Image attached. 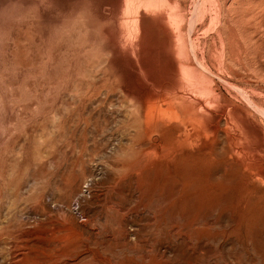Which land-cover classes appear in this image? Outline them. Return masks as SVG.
Returning a JSON list of instances; mask_svg holds the SVG:
<instances>
[{"label": "rangeland", "instance_id": "374dc122", "mask_svg": "<svg viewBox=\"0 0 264 264\" xmlns=\"http://www.w3.org/2000/svg\"><path fill=\"white\" fill-rule=\"evenodd\" d=\"M8 8L0 264H264V0Z\"/></svg>", "mask_w": 264, "mask_h": 264}, {"label": "bare ground", "instance_id": "6f19581e", "mask_svg": "<svg viewBox=\"0 0 264 264\" xmlns=\"http://www.w3.org/2000/svg\"><path fill=\"white\" fill-rule=\"evenodd\" d=\"M138 25H139V22H138ZM141 25V24H140ZM139 25V26H140ZM145 26V25H144ZM138 28H140V27H138ZM142 28V27H141ZM140 30H143V28L142 29H140ZM145 30V29H144ZM147 30V29H146ZM138 31H139V29H138ZM140 32V31H139ZM138 32V33H139ZM141 33V32H140ZM143 33V32H142ZM139 37V36H138ZM146 38H147V36H146ZM138 39H140V38H138ZM142 39H144V38H142ZM141 41V40H140ZM145 41V40H144ZM141 42H143V41H141ZM140 44H142V43H140ZM179 93V92H178ZM177 94V93H176ZM183 95V94H182ZM157 96V95H156ZM173 96H175V94L173 95ZM184 96V95H183ZM176 98V97H175ZM185 98L186 97H181V96H179V97H177V99H174L175 100V107L177 108V112L179 113V115L183 118V120L184 121H191V125L192 126H195V125H193L192 123H193V121L196 123V121L197 120H199V118L200 117H197L196 115H198V113L197 114H195L194 112L195 111H193L194 109V107H196V108H198L197 106H194L193 105V107L191 106L192 104L190 103L189 104V102H186L185 101ZM160 100V99H159ZM187 100V99H186ZM171 101L173 102V100L171 99ZM188 101V100H187ZM191 102V101H190ZM161 103V102H160ZM159 103V104H160ZM196 103H198V102H196ZM200 103H202V102H200ZM172 104V103H171ZM194 104V103H193ZM158 105V104H157ZM162 105V104H161ZM161 105H159V107H160V109L162 108L161 107ZM197 105V104H196ZM147 106H149L148 104H147ZM151 106H153V105H151ZM163 106V105H162ZM206 107V106H205ZM146 108H149V107H146ZM151 108H154V106L153 107H151ZM207 108V107H206ZM164 109V108H163ZM199 109V108H198ZM147 110V109H146ZM157 110V109H156ZM176 110V109H175ZM174 110V112L175 113H177L176 111ZM196 110V109H195ZM205 110H207V109H205ZM205 110H202V111H205ZM150 111V110H149ZM155 111V110H154ZM160 111V110H159ZM164 111H166V110H164ZM197 111V110H196ZM200 112V109H199V112L200 113H202V115H203V113L204 112ZM156 112V111H155ZM161 112V111H160ZM162 112H163V110H162ZM198 112V111H197ZM175 113H174V115H175ZM210 113V112H209ZM209 113H207V111L204 113V115L205 114H207L206 115V117H209L210 116V114ZM165 115V114H164ZM158 116H161V114L160 115H158ZM163 116V115H162ZM199 116V115H198ZM146 117V116H145ZM167 117H169L168 115H167ZM173 117V116H172ZM172 117H171V119H172ZM176 117V116H175ZM174 117V118H175ZM203 117H205V116H203ZM203 117H201L200 119H202ZM161 118V117H160ZM177 118V117H176ZM210 118V117H209ZM145 119V118H144ZM147 119H149V118H146L145 120H147ZM151 119H153V118H151ZM169 119V118H168ZM178 119V118H177ZM205 119V118H204ZM170 120V119H169ZM209 120V119H208ZM149 121V120H148ZM152 121V120H151ZM154 121H156V120H154ZM171 121V120H170ZM188 121V122H189ZM206 121V120H205ZM145 122V121H144ZM180 122V121H179ZM178 122V123H179ZM198 123V125L199 126H197V127H200L201 125H200V123L199 122H201V121H197ZM204 122V121H203ZM210 122V121H209ZM154 123V122H153ZM190 123V122H189ZM211 123V122H210ZM144 124H146L147 125V121H146V123H144ZM155 124V123H154ZM201 124H202V122H201ZM181 125V124H180ZM183 125V124H182ZM181 125V126H182ZM188 125V124H187ZM186 125V126H187ZM191 125H189V126H191ZM153 126V125H152ZM205 126V125H204ZM204 126H202L203 128H205ZM154 127V126H153ZM169 127V126H168ZM179 127V126H178ZM201 127V128H202ZM159 128V127H158ZM172 128V127H171ZM202 128V129H203ZM155 129L157 130V127L155 126ZM169 129V128H168ZM181 129V128H180ZM194 129V128H193ZM199 129V128H198ZM192 130V129H191ZM196 130V129H195ZM194 130V131H195ZM210 130V129H209ZM158 131V130H157ZM183 131H185V130H183ZM188 131H189V129H188ZM194 131H191V132H194ZM207 131H208V129H207ZM178 132H179V130H178ZM181 132V131H180ZM205 132V131H204ZM209 132H211V131H209ZM158 133V132H157ZM184 134L186 133V132H183ZM152 133L150 132V135H151ZM194 134H195V132H194ZM202 134V133H201ZM205 134H208L207 132L205 133ZM202 135H204V134H202ZM209 137V135H206V137ZM186 137H188V136H186ZM196 137V136H195ZM203 137V136H202ZM150 138V137H149ZM152 138H153V140H158V135H156V134H154L153 136H152ZM179 138V137H178ZM180 139V138H179ZM190 139V138H189ZM192 139H193V137H192ZM207 139V138H206ZM196 140V139H195ZM208 140V139H207ZM209 140H213V139H209ZM152 141V140H151ZM162 141V140H161ZM191 141V140H190ZM194 141V140H193ZM192 141V142H193ZM167 142V141H166ZM176 142V141H175ZM178 142V141H177ZM181 142V141H180ZM182 142H183V140H182ZM185 142V141H184ZM195 142V141H194ZM187 143H188V141H187ZM180 144V143H179ZM182 144V143H181ZM184 144V143H183ZM177 146V145H176ZM210 146V145H209ZM209 146H207V147H209ZM204 148V147H203ZM189 149V148H188ZM200 149H202V148H200ZM162 151V150H161ZM142 155H144V154H142ZM138 159V158H137ZM146 158L145 157H142V159H140V160H138V162H135V164H133V165H140V164H142V163H145L146 162ZM206 162V161H205ZM132 166V165H131ZM171 166V165H170ZM137 168V167H136ZM134 169V168H133ZM139 169V168H138ZM189 190H191V189H189ZM185 191H186V189H185ZM77 192V191H76ZM210 192V191H209ZM140 197V196H139ZM96 252V251H95Z\"/></svg>", "mask_w": 264, "mask_h": 264}, {"label": "clouds", "instance_id": "9594fccd", "mask_svg": "<svg viewBox=\"0 0 264 264\" xmlns=\"http://www.w3.org/2000/svg\"><path fill=\"white\" fill-rule=\"evenodd\" d=\"M15 14V10L11 8H8L6 10H0V16L4 17L5 22H9L10 20H12Z\"/></svg>", "mask_w": 264, "mask_h": 264}]
</instances>
